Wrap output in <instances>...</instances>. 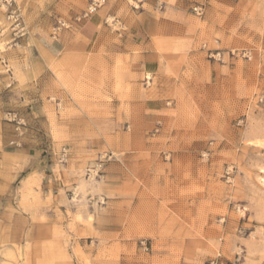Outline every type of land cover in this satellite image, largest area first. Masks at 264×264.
Wrapping results in <instances>:
<instances>
[{
    "label": "rangeland",
    "instance_id": "obj_1",
    "mask_svg": "<svg viewBox=\"0 0 264 264\" xmlns=\"http://www.w3.org/2000/svg\"><path fill=\"white\" fill-rule=\"evenodd\" d=\"M91 2L0 0V264H264V0Z\"/></svg>",
    "mask_w": 264,
    "mask_h": 264
},
{
    "label": "built area",
    "instance_id": "obj_2",
    "mask_svg": "<svg viewBox=\"0 0 264 264\" xmlns=\"http://www.w3.org/2000/svg\"><path fill=\"white\" fill-rule=\"evenodd\" d=\"M7 1V4H9L10 6L12 5V0H6ZM105 0H92L91 4L89 5L88 7V10L86 12V15L90 12H93L95 11L98 7L102 6V4L104 3ZM199 8H197V11H200ZM11 17H16L18 19L19 15L17 13V9H13L11 11ZM66 154V153H65Z\"/></svg>",
    "mask_w": 264,
    "mask_h": 264
},
{
    "label": "crops",
    "instance_id": "obj_3",
    "mask_svg": "<svg viewBox=\"0 0 264 264\" xmlns=\"http://www.w3.org/2000/svg\"><path fill=\"white\" fill-rule=\"evenodd\" d=\"M33 264H39V258L36 259ZM52 264H57V263H52Z\"/></svg>",
    "mask_w": 264,
    "mask_h": 264
}]
</instances>
